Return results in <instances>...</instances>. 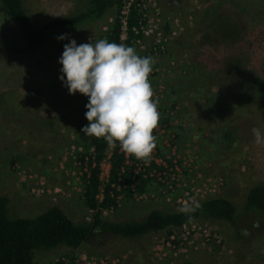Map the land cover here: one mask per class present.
Returning <instances> with one entry per match:
<instances>
[{"label":"rangeland","instance_id":"obj_1","mask_svg":"<svg viewBox=\"0 0 264 264\" xmlns=\"http://www.w3.org/2000/svg\"><path fill=\"white\" fill-rule=\"evenodd\" d=\"M84 1L23 0V4L33 23L43 26L58 16L79 13ZM143 4L145 8L137 11L145 25L133 48L140 56L154 58L149 80L160 111L153 132L155 149L168 161L177 162L182 187L165 193L150 180L141 192H121L119 207L102 219L137 222L152 210L173 213L219 197L234 204L237 220L234 224L193 223L220 235V246L200 241L182 245V229L136 239L101 235L73 252L65 248L36 252L35 262L264 264V220L245 212L248 191L264 184V145L257 146L252 133L253 128L264 132V0H146ZM114 13L112 9L98 22L51 32L38 51L19 58L15 55L22 44L19 31L0 5V197L9 200L10 219L34 218L57 206L74 223H91L76 161L86 151L75 137L76 123L86 121L88 98L70 95L62 84L58 60L68 40L57 37L66 33L78 45L95 44L104 39ZM220 22L232 25L236 32L229 38L214 35L211 29ZM229 58L242 60V77L231 84L223 82L220 71L224 66L219 68ZM241 81L250 92L243 90ZM203 83L208 86L201 93ZM171 85L178 95L172 94ZM210 94L227 101L226 107L209 108L204 101ZM236 95L242 101L229 110V98ZM175 101L176 114L171 109ZM163 112L170 119L161 124ZM229 130L234 133L231 144L224 137ZM108 171L109 166L102 165V178ZM218 180L222 186L212 192ZM192 181L194 186H190ZM197 188L195 204L178 202L185 191ZM174 235L175 248L163 249L165 257L157 253V243Z\"/></svg>","mask_w":264,"mask_h":264},{"label":"trees","instance_id":"obj_2","mask_svg":"<svg viewBox=\"0 0 264 264\" xmlns=\"http://www.w3.org/2000/svg\"><path fill=\"white\" fill-rule=\"evenodd\" d=\"M0 5L19 31L22 44L15 51V55L19 58L38 51L49 33L76 29L89 22H97L102 19L107 11L112 9L115 11L113 22L107 25V31L103 33V38L109 42L122 43L134 47L133 42L140 38L139 36L141 35L140 28L142 25L140 24L145 25V21L142 20L136 6H133L126 17V30L125 32L123 31L121 0H89L86 12L74 14L73 16L58 17L43 26H37L33 23L24 7L23 0H0ZM211 30H213L212 33L214 35L222 38H229L230 34L236 32L232 25H224L221 22L220 25H216L215 29ZM137 31L138 34H136ZM123 34L126 35L125 41H122ZM220 61L218 60V62ZM221 66L224 67L222 68ZM220 67L222 69L220 71L222 72L221 77H224L222 80L225 83L231 84L242 77V60L233 62L229 58L227 62L222 61L219 65ZM239 73L241 74L238 75ZM240 85L244 88L243 90L251 91L245 85V82L241 81ZM254 85L259 88L258 83L254 82ZM207 86H204L203 83L200 92L203 93ZM186 88L190 89V84H186ZM198 88L196 87V89ZM170 89L172 90L171 92H174L172 93L174 96L178 95L175 90L176 87L171 85ZM180 92L184 93V90L180 89ZM241 92L244 94V91ZM182 95L184 96L185 93ZM241 101L238 95L231 99L229 98V110ZM226 102H221L217 95L213 96L212 94L207 95V100L204 101L205 104L209 105V108H216L219 104H224L223 106L226 107ZM177 103L176 101L172 102L171 107L175 114ZM162 117L163 121L161 124L168 123L170 118L164 112ZM87 123V120L76 123L75 137L80 147L86 152L90 149L94 150L93 156L89 157L88 162L90 176L88 177L85 173L82 177L83 199L88 210L95 211L91 216L92 223L76 224L57 206L48 208L34 218L10 219L8 216L9 200L6 197H0V264H36V252L51 251L57 248H65L73 252L88 242L89 239L101 235L136 239L160 232L179 230L185 225L199 221H218L230 224L236 222L237 210L234 204L225 198L219 197L209 198L197 203L191 207L193 210L190 212L176 211L167 213L160 210H152L143 220L137 222L104 221L102 219L103 213L113 207L117 208L115 200L109 198L108 194L101 203L96 201L101 185L99 164L105 158L109 145L103 138L90 137L81 132V129ZM233 134L232 130L224 134L226 139L229 138V144L233 142ZM153 135L155 136L154 133ZM178 137L179 135L177 134ZM158 153L162 157L160 151ZM84 157L81 156L79 159L82 164H84ZM93 164H96V166H93ZM123 167L124 155L119 153L117 144L111 158V183L121 184L119 179H122V177L119 174ZM124 182L130 184V178L125 177ZM146 182H150V180H142L137 190H144L143 186H146ZM110 189L108 186L106 188L107 192ZM245 212L248 215H255L264 220V184H257L248 191L245 199ZM182 264L194 263L183 262Z\"/></svg>","mask_w":264,"mask_h":264},{"label":"clouds","instance_id":"obj_3","mask_svg":"<svg viewBox=\"0 0 264 264\" xmlns=\"http://www.w3.org/2000/svg\"><path fill=\"white\" fill-rule=\"evenodd\" d=\"M68 40L58 60L59 77L70 95L88 98L81 132L120 149L138 160L150 163L156 148L154 129L158 125V102L149 76L155 63L151 56H140L122 43L100 39L95 44H77L68 34L57 37ZM255 144L264 145V132L253 128ZM191 207L181 211L190 212Z\"/></svg>","mask_w":264,"mask_h":264},{"label":"built area","instance_id":"obj_4","mask_svg":"<svg viewBox=\"0 0 264 264\" xmlns=\"http://www.w3.org/2000/svg\"><path fill=\"white\" fill-rule=\"evenodd\" d=\"M146 0H121L122 3V12H121V21L124 25L123 31L125 32V26H126V17L128 16V13L130 9L133 6H136V9L145 8L144 4ZM145 21V20H144ZM143 25V24H140ZM142 30V28H140ZM138 34V31L136 32ZM126 35H122V41H125ZM160 116V111H158ZM162 115V113H161ZM173 115V113H172ZM119 147V145H118ZM113 147L109 146L106 153L105 158L100 162L99 169H100V187L99 192L96 196V201L102 202L105 197L109 196V198H112L115 200V206L119 207L120 202V193L124 190L130 191L132 194L136 193L137 187L141 184L142 180H154L158 184L161 185L165 193H174V191L178 190L182 186H180V174L181 170H179V166L176 161H168L167 159L161 157L156 149H154L153 153L151 154V161L150 163H145L142 160H138L132 155L127 154L126 152L122 151L119 147V153L124 155V167L121 170L122 179H119L120 185L113 184L110 182V171H111V158L113 156L114 152ZM93 149H90L89 151L80 154L78 159H76L77 166L81 170V175L86 173L89 177V168H88V162L89 157L93 156ZM172 156H175L174 154V148L172 149ZM81 156L84 157V164L80 163L79 159ZM174 158V157H173ZM94 159V157H93ZM102 165H108L109 171L108 175L105 178H102ZM93 166H96V164H93ZM128 177L130 178V184H127L124 182V178ZM82 180V178H81ZM83 185V184H82ZM196 185V184H195ZM110 187L111 189L106 190L107 187ZM190 186H194V181L190 184ZM222 186V181L218 180L217 183L213 186V191L216 189V187ZM195 192H200V190L197 188L192 189L190 191H185L184 193V199H179L178 202L182 203L183 206L188 204H195L194 198L198 196V194L195 195ZM115 207L111 208L109 211H113ZM90 217L89 220L92 223V214L95 213V211H89ZM108 211H105L103 214H105ZM192 225V226H191ZM182 229V230H181ZM181 229V238L179 241L182 245L185 243L188 246H193L197 241H200L202 243H212L214 245L220 246L222 243L220 235L210 231L207 227H197L193 223L183 226ZM175 241V235L171 236L167 240H161L156 245L157 253H162L163 249L167 248L169 250H172L175 248L174 246ZM163 254V253H162ZM165 254H163V257Z\"/></svg>","mask_w":264,"mask_h":264},{"label":"crops","instance_id":"obj_5","mask_svg":"<svg viewBox=\"0 0 264 264\" xmlns=\"http://www.w3.org/2000/svg\"><path fill=\"white\" fill-rule=\"evenodd\" d=\"M81 1H83V0H78V2H81ZM84 3H85V7H84V5H83L84 8L82 7V10H80L79 13L76 12V14L84 13V12L87 11V7H88V5H89V0H85ZM84 3H83V4H84ZM80 8H81V7H80ZM109 11H110V10H109ZM107 12H108V11H107ZM107 12H106V13H107ZM73 15H74V14H73ZM73 15H72V16H73ZM58 17H64V16H58ZM55 19H56V18H55ZM97 22H98V21H97Z\"/></svg>","mask_w":264,"mask_h":264}]
</instances>
